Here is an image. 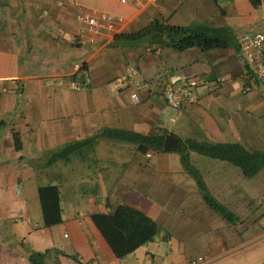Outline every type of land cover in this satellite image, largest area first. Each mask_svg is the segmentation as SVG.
<instances>
[{
  "label": "crops",
  "instance_id": "0c3cea01",
  "mask_svg": "<svg viewBox=\"0 0 264 264\" xmlns=\"http://www.w3.org/2000/svg\"><path fill=\"white\" fill-rule=\"evenodd\" d=\"M190 1V18L227 16L236 38L264 31V0L259 8L243 0L233 15L218 0L205 10ZM184 2L143 0L135 7L115 0H0V264H119L91 216L123 204L160 228L153 241L126 256L129 264H192L200 257L201 264H264V168L247 178L228 161L189 153L212 196L240 218L231 225L205 204L176 148L141 154L136 145L100 138L96 148L104 140L115 142L112 149L126 156L111 170L102 148L98 182L92 183L88 174L77 173L75 156L49 164V152L104 128L144 135L166 131L179 143H237L264 152L263 90L238 42L235 49L175 52L115 40L155 19L188 26L175 18ZM228 2L236 7L237 0ZM79 5L119 14L124 22L103 45H82ZM128 65L137 66L145 83L139 103L125 99L131 98L129 88L112 86ZM188 79L197 81L192 99L171 109L165 88ZM84 80L88 88H74ZM14 132L21 136L20 150ZM64 184L68 194L62 193ZM81 184L99 187L103 196L86 195L84 204H74ZM47 185L59 186L62 197L63 221L51 227L43 223L38 196Z\"/></svg>",
  "mask_w": 264,
  "mask_h": 264
},
{
  "label": "trees",
  "instance_id": "16d2710c",
  "mask_svg": "<svg viewBox=\"0 0 264 264\" xmlns=\"http://www.w3.org/2000/svg\"><path fill=\"white\" fill-rule=\"evenodd\" d=\"M254 8H259L261 0H250ZM115 40L122 42L156 45L170 48L175 52L198 49L201 52L226 50L237 47V38L228 26L213 27L208 24L188 26L173 25L161 19L151 21L138 32L117 34ZM77 75L73 78L76 79ZM167 132L144 135L124 129L104 128L98 134L82 141L71 142L51 152L49 164L68 163L74 156L85 157L86 150H94L100 138L116 140L136 145L138 152L168 151L164 148ZM14 144L17 150L22 148L21 136L14 132ZM178 149L182 154V163L197 181L202 198L211 209L231 225H237L240 218L228 207L218 202L210 193L205 182L192 166L189 153L228 161L241 168L247 178L256 176L264 168V152L251 151L237 143H211L188 139L180 140ZM38 196L42 208L43 223L46 227L60 224L63 221L62 197L57 185L41 186ZM91 219L112 250L119 257H126L138 248L151 242L159 233V225L144 212L129 205H119L108 213H95Z\"/></svg>",
  "mask_w": 264,
  "mask_h": 264
},
{
  "label": "built area",
  "instance_id": "2783aa9c",
  "mask_svg": "<svg viewBox=\"0 0 264 264\" xmlns=\"http://www.w3.org/2000/svg\"><path fill=\"white\" fill-rule=\"evenodd\" d=\"M116 2L135 7L141 6L143 0H115ZM145 1V0H144ZM156 1V0H146ZM77 20L81 27L79 34L82 45H103L117 31L118 26L124 22V17L119 14L89 9L79 5L77 7ZM61 32V31H60ZM237 42L244 59L253 67L256 77L262 87L264 99V31L246 32L237 37ZM115 88L121 90L129 88L131 99L134 103L140 102V95L145 87V83L137 66L128 65L124 75L114 82ZM75 89L89 87L87 80L74 82ZM197 87V81L188 79L181 83L168 85L164 91V100L167 106L173 110H179L187 105L192 99L193 91ZM18 192V191H17ZM90 244L95 242L89 240ZM202 257L193 261L192 264H201ZM119 264H129L126 257L118 258Z\"/></svg>",
  "mask_w": 264,
  "mask_h": 264
},
{
  "label": "rangeland",
  "instance_id": "374dc122",
  "mask_svg": "<svg viewBox=\"0 0 264 264\" xmlns=\"http://www.w3.org/2000/svg\"><path fill=\"white\" fill-rule=\"evenodd\" d=\"M229 1V0H228ZM227 0H218L221 9L223 8V10L225 12L229 11L231 12V14L233 15L234 13H239L240 11L238 10L239 8H241V6H243L244 2L243 0H237V4L236 7L228 2ZM199 5L203 6V9L205 10V6H212V0H198ZM190 7H192L191 1H187L183 3V5L180 7V9H178V11L175 14V18L178 20H182V22L186 21L188 25H196V24H208L209 26H213V27H219V26H228L230 21L228 20L227 16L224 17L221 14L218 16H210V19L208 22H204L203 17L201 16L199 19H192L190 18L191 16H188L187 13L190 10ZM216 8V5L213 6V9ZM208 9V8H207ZM211 10H206V11H212ZM220 9V10H221ZM242 9V8H241ZM203 10V11H204ZM196 11V10H195ZM200 10H198L197 12H199ZM192 12V11H191ZM194 14V13H193ZM120 78V77H119ZM115 88V85H112ZM116 89V88H115ZM117 90V89H116ZM125 99L131 103V98L130 95L127 94L124 96ZM166 107V106H165ZM169 107V106H168ZM169 111V110H168ZM168 114L169 112L166 113V120H168ZM166 124H168V121H165ZM106 141V142H105ZM115 142H111V141H107L104 140L102 141V143L100 145H98V147L94 150H86L85 149V158H80L79 156H75L77 158L76 164L78 165L77 167V173L79 172H84L86 174H88L89 176V183L92 182H98L97 180H95L94 175L97 174L98 172V166H97V162L96 160L99 157V151L102 150L103 148V152L102 154L103 157H105V159H107V163L109 165V167H111V170L116 169V165H120V160L122 158H125L126 155L122 154L120 151V148H114L112 149V144H114ZM121 145H135V144H130V143H125V142H121ZM53 171H61V168L58 169H54ZM93 177H92V176ZM96 176V175H95ZM65 185V184H64ZM66 186V187H65ZM63 186V191L62 193H66L68 194V190H67V185ZM96 188L98 189L99 187H95V186H91V185H86V184H81V185H77L76 189H77V193H76V197L74 199V204H77L78 202H80L81 204L85 203L86 200V195H90L93 194V196H95L97 199L101 198V192L96 191ZM103 196V194H102Z\"/></svg>",
  "mask_w": 264,
  "mask_h": 264
},
{
  "label": "water",
  "instance_id": "95a60500",
  "mask_svg": "<svg viewBox=\"0 0 264 264\" xmlns=\"http://www.w3.org/2000/svg\"><path fill=\"white\" fill-rule=\"evenodd\" d=\"M164 148L165 149H173V148L181 149L182 145L179 143L177 138H175L172 135H167L164 141Z\"/></svg>",
  "mask_w": 264,
  "mask_h": 264
}]
</instances>
